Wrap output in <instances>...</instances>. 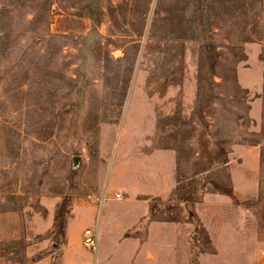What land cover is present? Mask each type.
I'll use <instances>...</instances> for the list:
<instances>
[{"label":"rangeland","instance_id":"374dc122","mask_svg":"<svg viewBox=\"0 0 264 264\" xmlns=\"http://www.w3.org/2000/svg\"><path fill=\"white\" fill-rule=\"evenodd\" d=\"M263 250L264 0H0V264Z\"/></svg>","mask_w":264,"mask_h":264},{"label":"trees","instance_id":"16d2710c","mask_svg":"<svg viewBox=\"0 0 264 264\" xmlns=\"http://www.w3.org/2000/svg\"><path fill=\"white\" fill-rule=\"evenodd\" d=\"M213 190L215 192H217V193H220V194H222L224 196L229 197L233 201V203L235 205H244V207L247 208L250 205L254 204L253 202H249V201H243V202L239 203V201L236 199L234 190L232 188H230V187H225V186L219 185V184H213ZM149 213L151 215H153L155 213V208H153V206L150 208ZM193 218H194V216L192 214H190V216H188V218H186V221L189 222ZM56 220H57V218H56ZM58 228L60 229L59 231L62 232V229H63L62 225H60V226L58 225ZM199 231H201L200 230V226H195V229L193 230V232L190 235V241L192 243L195 241V237H196V235L198 234Z\"/></svg>","mask_w":264,"mask_h":264},{"label":"built area","instance_id":"2783aa9c","mask_svg":"<svg viewBox=\"0 0 264 264\" xmlns=\"http://www.w3.org/2000/svg\"><path fill=\"white\" fill-rule=\"evenodd\" d=\"M118 198V197H117ZM98 230L85 229L83 231V243L93 252H97Z\"/></svg>","mask_w":264,"mask_h":264},{"label":"crops","instance_id":"0c3cea01","mask_svg":"<svg viewBox=\"0 0 264 264\" xmlns=\"http://www.w3.org/2000/svg\"><path fill=\"white\" fill-rule=\"evenodd\" d=\"M112 228V225L111 227H108V232L109 230ZM74 232H73V228H69V223L67 224V230H66V235L67 237L69 236H73ZM254 264H264V250L260 252L258 258H257V261L254 263Z\"/></svg>","mask_w":264,"mask_h":264}]
</instances>
